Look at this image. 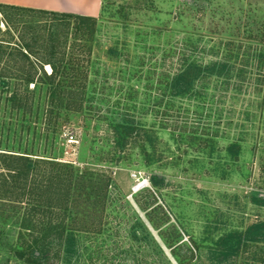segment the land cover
I'll use <instances>...</instances> for the list:
<instances>
[{
	"label": "rangeland",
	"instance_id": "obj_1",
	"mask_svg": "<svg viewBox=\"0 0 264 264\" xmlns=\"http://www.w3.org/2000/svg\"><path fill=\"white\" fill-rule=\"evenodd\" d=\"M97 17L89 70L97 78V97L100 91L109 94L101 103L93 101L102 106L101 118L93 111L63 110L52 118L27 119L9 110L7 92L0 94V151L55 156L111 177L103 208L99 204L91 214L84 210L91 204L79 205L80 224L93 222L95 229L79 232L77 249L60 264H179L172 248L182 256L194 245L201 254L184 258L188 264H264V242L228 258L208 257L224 235L264 220V68L249 65L250 81L239 92L214 90L211 120L216 108H224L221 124L231 122L214 150L182 141L178 130L156 128L150 138L133 139L120 151L106 123L108 107L119 97L120 105L126 102L120 91L124 67L140 62L146 68L158 65V72L174 71L183 55L204 62L220 58L230 40L263 47L264 0H103ZM167 48L173 55L165 59ZM241 59L235 60L239 66ZM46 94H34L43 107L50 105ZM242 132L234 160L226 146ZM151 174L162 175L159 187Z\"/></svg>",
	"mask_w": 264,
	"mask_h": 264
},
{
	"label": "trees",
	"instance_id": "obj_2",
	"mask_svg": "<svg viewBox=\"0 0 264 264\" xmlns=\"http://www.w3.org/2000/svg\"><path fill=\"white\" fill-rule=\"evenodd\" d=\"M98 24L97 16L0 2V94L7 92L9 110L27 119L33 114L52 118L63 110L93 111L101 118L102 106L94 102L101 103L109 94L100 91L97 97V78L89 70ZM260 33L264 35V29ZM224 45L220 58L206 62L183 55L174 71L158 72V65L146 68L140 62L122 68L120 78L125 86L120 91L126 102L120 105L119 97L106 113L115 147L125 150L133 139L145 141L156 128H167L178 130V137L188 144L214 150L219 133H225L231 124H221L224 108H216L217 115L211 120L214 90L239 92L250 81L249 65L260 71L264 68V40L263 47L251 48L233 40ZM169 55H173L171 48L165 50L164 58ZM239 56L241 66L235 62ZM260 77L256 78L258 84L263 83ZM39 90H47L49 106L43 107L41 98L34 97ZM149 113L154 114L151 121L145 118ZM248 114L246 119H251ZM243 134L234 136L226 146L234 160L240 155ZM150 181L159 187L163 177L151 174ZM110 183L111 177L104 172L79 170L72 161L1 150L0 264L69 261L77 249L78 233L96 225L80 224L84 222L79 218V205L91 204L90 208L83 206L91 214L97 205L103 208ZM257 242H264V220L224 235L218 246L210 248L208 257L238 255ZM180 251L172 248L179 264H188L184 258L191 261L197 252L201 254L195 245L187 246L182 256Z\"/></svg>",
	"mask_w": 264,
	"mask_h": 264
},
{
	"label": "crops",
	"instance_id": "obj_3",
	"mask_svg": "<svg viewBox=\"0 0 264 264\" xmlns=\"http://www.w3.org/2000/svg\"><path fill=\"white\" fill-rule=\"evenodd\" d=\"M103 0H0L12 4L98 16Z\"/></svg>",
	"mask_w": 264,
	"mask_h": 264
}]
</instances>
